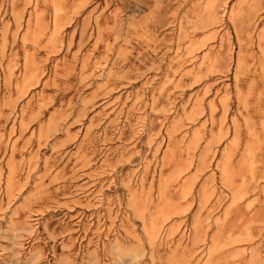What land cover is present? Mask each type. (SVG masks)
Returning <instances> with one entry per match:
<instances>
[{"label":"rangeland","instance_id":"rangeland-1","mask_svg":"<svg viewBox=\"0 0 264 264\" xmlns=\"http://www.w3.org/2000/svg\"><path fill=\"white\" fill-rule=\"evenodd\" d=\"M0 264H264V0H0Z\"/></svg>","mask_w":264,"mask_h":264},{"label":"bare ground","instance_id":"bare-ground-1","mask_svg":"<svg viewBox=\"0 0 264 264\" xmlns=\"http://www.w3.org/2000/svg\"><path fill=\"white\" fill-rule=\"evenodd\" d=\"M2 57V56H1ZM125 138V137H124ZM111 150V149H110Z\"/></svg>","mask_w":264,"mask_h":264}]
</instances>
